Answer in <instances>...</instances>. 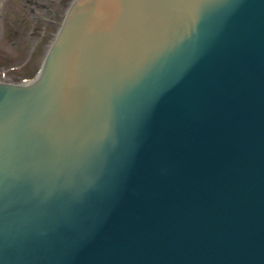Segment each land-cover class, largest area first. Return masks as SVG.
Returning <instances> with one entry per match:
<instances>
[{
	"label": "water",
	"instance_id": "water-1",
	"mask_svg": "<svg viewBox=\"0 0 264 264\" xmlns=\"http://www.w3.org/2000/svg\"><path fill=\"white\" fill-rule=\"evenodd\" d=\"M0 264H264V0H71L0 79Z\"/></svg>",
	"mask_w": 264,
	"mask_h": 264
},
{
	"label": "rangeland",
	"instance_id": "rangeland-1",
	"mask_svg": "<svg viewBox=\"0 0 264 264\" xmlns=\"http://www.w3.org/2000/svg\"><path fill=\"white\" fill-rule=\"evenodd\" d=\"M71 0H0V79L39 70Z\"/></svg>",
	"mask_w": 264,
	"mask_h": 264
}]
</instances>
